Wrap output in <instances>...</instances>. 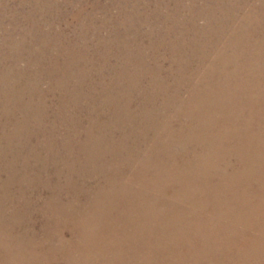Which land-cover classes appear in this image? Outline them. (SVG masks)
<instances>
[{"label": "rangeland", "instance_id": "obj_1", "mask_svg": "<svg viewBox=\"0 0 264 264\" xmlns=\"http://www.w3.org/2000/svg\"><path fill=\"white\" fill-rule=\"evenodd\" d=\"M263 163L264 0H0V264H264Z\"/></svg>", "mask_w": 264, "mask_h": 264}, {"label": "bare ground", "instance_id": "obj_2", "mask_svg": "<svg viewBox=\"0 0 264 264\" xmlns=\"http://www.w3.org/2000/svg\"><path fill=\"white\" fill-rule=\"evenodd\" d=\"M225 108V107H224ZM256 124V123H255ZM238 154L240 155L239 157H242V161L243 162H247L248 160H249V153L247 152H245V148L243 147L242 148V150L240 151V152H238ZM154 168V167H153ZM262 168H264V163L262 164ZM155 169H157V167L155 168ZM264 171V170H263ZM105 174V173H104ZM261 174V177L263 178L264 177V172H261L260 173ZM105 176V175H104ZM241 176V175H240ZM103 178H105V177H103ZM239 179V178H238ZM230 180H231V177H230V179L229 180H227V181H229L230 182ZM233 180H235V179H233ZM235 181H237V179L235 180ZM239 181V180H238ZM240 182V181H239ZM224 184H225V186L222 188L223 190H229L230 189V186L229 185H226L227 183H225L224 182ZM221 189V190H222ZM228 197V196H227ZM255 198L256 197H258V195H255L254 196ZM259 198V197H258ZM262 201V202H261ZM217 204H218V202H220V201H215ZM259 204H261V208H264V200H262L261 198H259ZM217 206V205H216ZM253 217V207L251 206V205H249V204H247V203H244V202H240L239 204H238V206H237V209H234V211H232L231 210V212L229 213V216L226 218L227 220H226V222L228 223V226L227 227H229L227 230H230V229H234V231H235V234H237V231H240L241 229H239V230H237V227H238V225H240L239 224V222H238V220L239 219H248L249 221H251V218ZM237 218H239L238 220H236ZM258 221V220H257ZM70 224V223H69ZM238 236H241V240L242 241H244V242H249L250 243V245H251V248L249 249V251H252L253 249H254V251H256V247H258V250L259 251H263V249H264V233H263V239L261 240V238L259 237L258 238V240H259V242H258V240L255 242L254 240H253V236L252 235H250V236H247L246 234H245V231H244V229L243 230H241L240 232H239V235ZM234 238H236V236H234L233 234H231L230 236H229V239L228 240H226V241H233L234 240ZM239 238V237H238ZM242 238H244V239H242ZM240 240V241H241ZM261 240V241H260ZM243 242V243H244ZM234 243V242H233ZM261 245V247L263 248H261L260 247V245ZM215 252H218L219 254H221V253H223V252H225V251H215ZM264 252V251H263ZM218 254V255H219ZM260 257H262V260L264 261V253H263V256H260ZM245 259V256L243 257V259L242 260H244ZM222 264H228V260H225L224 259V261H222ZM238 264V263H237ZM240 264H241V262H240Z\"/></svg>", "mask_w": 264, "mask_h": 264}]
</instances>
